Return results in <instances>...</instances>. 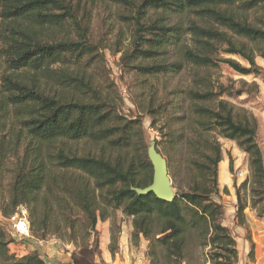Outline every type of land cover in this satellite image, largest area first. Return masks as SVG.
Returning a JSON list of instances; mask_svg holds the SVG:
<instances>
[{
  "label": "trees",
  "instance_id": "obj_1",
  "mask_svg": "<svg viewBox=\"0 0 264 264\" xmlns=\"http://www.w3.org/2000/svg\"><path fill=\"white\" fill-rule=\"evenodd\" d=\"M100 2L0 0L2 214L25 206L34 239L63 238L62 230L69 229L73 240L78 215L94 227L109 217V210L120 209L132 217V241L147 240L150 264H160L161 257L167 264H182L189 236L200 248H208L211 264H235L236 240L219 197L221 146L209 136L233 140L248 155L250 179L235 192L238 225L245 224L248 203L241 188L247 183L249 206L258 207V217L264 215V157L256 140V119L221 99L226 87L215 85L209 74L218 63L241 75L260 70L255 57L264 60V18L258 14H264V0H113V5L130 9L128 15L116 11L131 29V49L122 63L145 81L148 91L141 111L152 128L165 129L166 161L172 178L179 176L170 202L132 189L151 183L153 167L141 118L122 116L94 76L93 68L102 71L104 65L87 32ZM185 12L198 18L185 30L192 35L191 47L181 42V27L166 21ZM172 47L178 62H168ZM220 49L239 55L248 67L219 58ZM182 70L188 83L168 87L167 79ZM150 80L161 83L147 86ZM176 125L181 131L172 128ZM80 141L96 150L78 152L69 145ZM175 149L182 153L181 162ZM109 236L113 255L116 247ZM11 241L0 225V264H52L37 250L15 257L9 252ZM95 257H100L97 238L90 249L72 253L70 264H96Z\"/></svg>",
  "mask_w": 264,
  "mask_h": 264
},
{
  "label": "rangeland",
  "instance_id": "obj_2",
  "mask_svg": "<svg viewBox=\"0 0 264 264\" xmlns=\"http://www.w3.org/2000/svg\"><path fill=\"white\" fill-rule=\"evenodd\" d=\"M100 3L101 5L99 4L97 9H95V12L92 14L89 30L87 32L89 41L94 46V49L99 52L100 58H102V64L104 65L102 71L93 68V70L96 71L94 72V76L98 79L102 92L113 96L118 107V112L122 116L126 119L141 118L143 123V133L147 143L150 144L151 141L157 140L159 142L156 144L157 150L166 159V156L168 155L167 150L169 149V143L162 139L167 138L163 135L165 129H162V132H160L156 129V127L152 128L149 116L146 115L145 112L141 111L148 91V88L145 87L146 83L135 70L125 66L121 60L123 54L128 53L131 49V29L128 25V21L120 17V13L117 15L116 11L123 9V14L128 15L130 13V9L126 7L122 8L121 4H118V6L113 5V0H101ZM258 14H261L262 18H264L263 11L258 12ZM153 16L156 15L153 14ZM194 20H198V18L193 13L185 12L180 15H169L166 21L170 25H179L181 27V30L184 33L181 42L186 46L191 47L193 46L191 39L192 35L190 32L187 33L185 30ZM218 54L219 58H231L240 62L243 66L248 67L247 62L239 55L227 54L221 49ZM179 60L177 50L172 47L168 57V62L173 63L178 62ZM255 63L260 67V70L257 73L241 75L231 69L227 64L218 63V66L213 68L209 75L215 85H223L226 87V91L220 97L221 99L231 103L236 111H244L248 117L256 119V140L264 157V60L261 57L256 56ZM184 72L185 71L182 70L178 75H171L170 78L167 79L168 87L178 88L187 84L188 74ZM108 83H112V85L109 86ZM155 83L157 82L150 80L147 83V86L154 85ZM160 83L161 82H158L157 84L159 85ZM169 114L166 116H171ZM163 120L164 119L161 118L157 122V125L161 124ZM172 128H175L176 132H179L182 127L180 125H176ZM211 136L209 137L216 139L220 143L222 161L223 164H226L227 169L229 168V162H232V171H227L226 169L227 184L223 185L224 181L219 177V174L218 183L220 201L223 203L225 209V223L231 228V234L236 240L237 261L235 264H251L255 259L254 244L250 239L251 230L247 219L254 217L255 224L253 226H258L260 229H264V215L258 217V207L251 208L249 206V183H247L245 188H241V194L244 198H246L248 203V206L244 210L245 224L238 225L235 219L237 201L235 194L236 188L240 187L245 180L250 179L248 155L237 146L235 141L223 138L215 133H211ZM69 145L72 149H76L78 152L84 150H96L95 147H91L86 141L70 142ZM174 154L177 160L181 162L182 153L180 150L175 149ZM180 162L176 168L178 175L181 174ZM223 164H221V166ZM168 175L170 177L174 193L176 194L178 190L177 181L179 176L177 179L172 178L169 166ZM2 197L6 198L4 192ZM2 197L0 198V203ZM0 214L3 217L7 216L6 214H2L1 210ZM80 216L81 215H78L77 217L78 219L74 232L75 239L71 240L69 238V229L62 230V232H65L63 238L58 236H49L46 240L35 239L36 241H42L43 244L47 241L52 249V251H49L51 253H48L47 251H44L45 248L38 246L42 249V251L40 250V252H38L46 262L52 264H70L72 253L77 254L80 248L85 246H88L90 249L93 246L95 238L98 239V248L101 254L102 247L104 246L103 236L104 233H107L108 231L109 235L112 233L113 244L116 247L115 253L113 255L111 254L112 257L116 258V255H118L116 253H119L121 248H125V251L127 252L130 250V254H128V256L130 257L131 263H134L137 256H139V253H141V257L142 254L144 255L142 258L143 261L150 264V260L147 256V240L143 239V237H139V239L132 241V217L126 216L120 209L115 211L109 210V217L106 220H98L94 227H89L86 223L81 221ZM241 239L246 240V244L248 245V251L245 256L246 258L243 261H240V258L242 259ZM30 242L25 241L26 244H29ZM109 243L110 239L107 244L108 250ZM17 244L18 243L10 244L9 252L14 254L15 257H21L24 254L20 255L21 251H17ZM251 249H253V257L249 258V251ZM23 252L26 254V251ZM30 252L32 251H27V253ZM207 252L208 248H200L197 241L193 237L189 236L186 245V257L182 264H211L207 257ZM261 258L264 259V254ZM66 259H68V262L65 261ZM96 260L98 259L95 257V263ZM98 261L99 264H103L100 260ZM159 262L160 264H167L166 260L162 257Z\"/></svg>",
  "mask_w": 264,
  "mask_h": 264
},
{
  "label": "crops",
  "instance_id": "obj_3",
  "mask_svg": "<svg viewBox=\"0 0 264 264\" xmlns=\"http://www.w3.org/2000/svg\"><path fill=\"white\" fill-rule=\"evenodd\" d=\"M221 164H223V161L221 160L219 163V177L223 179V185L227 184V179H226V169L227 166L224 163L222 166ZM229 170V168L227 169V171ZM248 223L250 224L249 228L251 230V241L254 244V262L251 264H264V259H262L261 257H263L264 254V229H260L258 226H253L255 224L254 221V217L252 218H248L247 219ZM103 241H104V246L102 247V251L100 254V257L97 258L98 260H100L101 262H103V264H147L143 261V257L144 255L142 254L141 257V253H139V256H137V258L135 259L134 263H131L130 257L128 256V254H130V250L125 251V248H121L119 253H116L118 255H116L115 257H112L111 253L109 252L108 248H107V244L109 241V234L108 231L107 233H104L103 236ZM144 239V238H143ZM31 241V242H30ZM29 244L25 243V241L20 242L17 244V251L20 252V255L27 254V251H33V250H37L40 252V250L42 251V249L38 246H42L43 248H45V252L47 251L48 253H51L49 251H52V249L49 246V243L46 241L44 242V244L42 243V241H36L34 240H29ZM247 241L244 239H241V245H242V259L240 258V261L245 260V256L246 253L248 251V245L246 244ZM123 247V246H122ZM54 252V251H53ZM129 258V259H126ZM64 259V258H63ZM68 259H66L65 261H67ZM96 260V263L99 264V261Z\"/></svg>",
  "mask_w": 264,
  "mask_h": 264
},
{
  "label": "water",
  "instance_id": "obj_4",
  "mask_svg": "<svg viewBox=\"0 0 264 264\" xmlns=\"http://www.w3.org/2000/svg\"><path fill=\"white\" fill-rule=\"evenodd\" d=\"M147 155L153 167L152 181L143 188L132 187V189L137 194L153 192L158 199L167 202L172 201L175 197V193L168 175L167 161L156 149L155 141L150 142Z\"/></svg>",
  "mask_w": 264,
  "mask_h": 264
},
{
  "label": "built area",
  "instance_id": "obj_5",
  "mask_svg": "<svg viewBox=\"0 0 264 264\" xmlns=\"http://www.w3.org/2000/svg\"><path fill=\"white\" fill-rule=\"evenodd\" d=\"M0 225L13 238V241H11L10 244L34 240L30 232L26 208L22 205L19 206L15 212L6 217H3L0 214Z\"/></svg>",
  "mask_w": 264,
  "mask_h": 264
}]
</instances>
